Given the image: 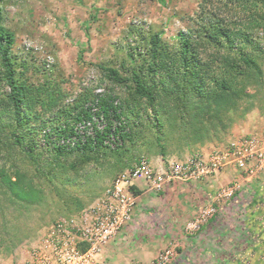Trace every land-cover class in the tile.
Masks as SVG:
<instances>
[{"label":"rangeland","instance_id":"374dc122","mask_svg":"<svg viewBox=\"0 0 264 264\" xmlns=\"http://www.w3.org/2000/svg\"><path fill=\"white\" fill-rule=\"evenodd\" d=\"M201 1L3 0V25L14 34L12 54L19 80L35 86L52 83L63 93L61 104L64 107H73L84 94L90 101L99 95L116 97L124 106L126 131L131 137L121 139L115 134L107 141L109 148L96 152L74 149L57 155L54 145L58 142L73 145L74 138L64 140L54 133L47 140L52 127L64 120L61 111L54 110L48 113V122L41 123L37 131L28 132L25 139V145L27 140L33 139L34 160L29 150L15 143L14 123L9 117H0V166L13 178L20 174L35 188L32 199L20 200L7 187H0V264H17L50 225L78 215L98 200L117 176L130 169L137 159L143 156L149 159L151 154H157L156 149L149 148L150 142L156 140L159 124L153 107L145 101L135 107L129 85L108 79L99 65L113 66L129 75L133 64L143 63L149 41L156 33L172 51L177 50L180 33L192 35L198 27L194 18ZM258 35L262 49L255 53L263 75L248 78L246 94L232 114L230 127L226 132L221 131V139L215 138L212 143L224 146L240 135L264 133V32L259 31ZM3 77L0 63V100L9 90ZM94 122L98 128L104 127L101 119L94 118ZM163 122L166 130L162 139L169 140L168 153L180 159L184 145L169 122ZM176 123L183 124L180 119ZM75 126L81 135L92 134L94 130L92 123H87L86 127L81 123ZM214 197L213 193L206 203ZM234 198L238 206L233 204L229 209L226 205L233 203ZM256 204H259L257 210ZM218 208V213L222 211L221 215L232 221L233 228L228 229L226 222L220 235L222 240H212L211 251H228L227 258H217L212 264H264V173L256 183H243L242 189ZM246 211L250 216L247 222ZM244 229L253 240L244 238L241 234ZM185 232L192 234L186 228ZM229 236L240 241V246L235 241L230 242ZM7 237L13 243L8 242ZM184 246L172 244L162 249H172L170 264L178 262ZM136 262L146 264L139 260L132 264Z\"/></svg>","mask_w":264,"mask_h":264},{"label":"trees","instance_id":"16d2710c","mask_svg":"<svg viewBox=\"0 0 264 264\" xmlns=\"http://www.w3.org/2000/svg\"><path fill=\"white\" fill-rule=\"evenodd\" d=\"M2 2L0 0V63L9 90L0 100V117H9L14 123L15 143L29 150L36 160L32 154L33 139L27 140L26 145L25 139L28 132L37 131L41 123L46 124L48 113L54 110L61 111L64 120L52 127L47 140L54 133L60 139L74 138L73 145L66 142L54 145L57 155L74 149L96 152L103 147L109 148L107 141L115 134L129 139L131 134L126 131L124 106L116 97L99 95L90 101L84 94L73 107H64L61 104L63 93L52 83L35 86L19 80L12 54L14 34L3 25ZM199 7L194 18L198 24L196 31L192 35L180 33L177 50L172 51L156 33L149 41L143 63L133 64L129 75L116 67L99 65L108 79L129 85L135 107L143 101L153 107L159 124L156 140L150 142L149 148L156 149L164 157L168 154L169 140L162 139L166 130L163 121L169 122L184 146L221 139V131L226 132L230 127L232 114L246 94L248 78L263 75L255 52L262 49L258 32H264V0H202ZM82 58L80 50L79 59ZM94 118L104 122L102 129L95 125ZM178 119L182 120V126L176 123ZM78 123L85 127L92 123V134L81 135L75 126ZM14 178L0 166V187H7L17 199H32L33 185L25 182L20 174ZM235 203L236 198L230 202ZM230 224L227 220L228 229L233 228ZM246 238L253 240L249 234Z\"/></svg>","mask_w":264,"mask_h":264},{"label":"built area","instance_id":"2783aa9c","mask_svg":"<svg viewBox=\"0 0 264 264\" xmlns=\"http://www.w3.org/2000/svg\"><path fill=\"white\" fill-rule=\"evenodd\" d=\"M233 167L240 177L217 188L215 197L186 223V230L198 231L218 213L220 203L231 200L243 183H256L264 173V133L240 135L209 153L194 152L185 161H169L155 169L143 156L121 173L95 202L78 215L59 219L31 246L29 256L17 264H97V257L132 220L137 179H147L156 190L175 180H197L203 175ZM173 251L162 250L154 264H170ZM134 264H141L136 262Z\"/></svg>","mask_w":264,"mask_h":264},{"label":"crops","instance_id":"0c3cea01","mask_svg":"<svg viewBox=\"0 0 264 264\" xmlns=\"http://www.w3.org/2000/svg\"><path fill=\"white\" fill-rule=\"evenodd\" d=\"M220 145L222 144L207 141L192 147L184 146L180 159L174 153H168L164 157L158 152L151 154L149 159L155 169H161L169 161H185L194 151L207 154ZM239 177V171L233 167H227L221 171L203 175L197 180L186 182L175 180L167 183L162 190L154 189L147 179H137L133 187L137 199L133 218L105 246L97 257V264H132L134 260L151 264L163 248L172 244L186 246L183 247V252L176 264H212V261H216L217 258H227V250L221 253V251L210 249L213 239L222 240L220 235L228 219L226 215H221L222 211H219L196 233L186 235L185 226L198 212L200 205L206 203L218 187ZM231 205L234 206L230 203L226 206ZM235 206L238 204L235 203ZM256 206L258 207L255 210L259 208V204ZM249 217L246 211V222ZM231 224H233L232 221ZM245 229L241 233L244 238L248 234V230ZM229 238L230 242H239L234 240L233 236ZM28 256L29 251L24 252L18 263Z\"/></svg>","mask_w":264,"mask_h":264}]
</instances>
